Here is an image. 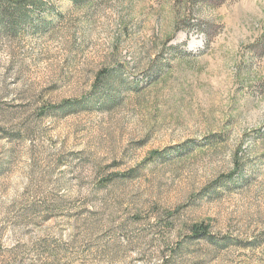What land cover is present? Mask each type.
I'll return each instance as SVG.
<instances>
[{"label": "rangeland", "instance_id": "rangeland-1", "mask_svg": "<svg viewBox=\"0 0 264 264\" xmlns=\"http://www.w3.org/2000/svg\"><path fill=\"white\" fill-rule=\"evenodd\" d=\"M18 1L0 264H264V0Z\"/></svg>", "mask_w": 264, "mask_h": 264}, {"label": "trees", "instance_id": "trees-1", "mask_svg": "<svg viewBox=\"0 0 264 264\" xmlns=\"http://www.w3.org/2000/svg\"><path fill=\"white\" fill-rule=\"evenodd\" d=\"M19 2L20 1L18 0H13V2H10L11 4H9V0H0V16H4L5 19L9 17L15 19L17 26H20L22 23L26 22L28 14V10L26 8L27 6L24 3ZM4 25L5 24L2 20L0 27L3 28ZM190 229L194 236H199L206 233V228L202 224H193L191 225Z\"/></svg>", "mask_w": 264, "mask_h": 264}]
</instances>
